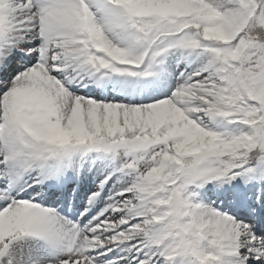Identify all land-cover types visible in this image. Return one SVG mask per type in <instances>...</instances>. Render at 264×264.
<instances>
[{"label":"snow or ice","instance_id":"snow-or-ice-1","mask_svg":"<svg viewBox=\"0 0 264 264\" xmlns=\"http://www.w3.org/2000/svg\"><path fill=\"white\" fill-rule=\"evenodd\" d=\"M0 264H264V0H0Z\"/></svg>","mask_w":264,"mask_h":264}]
</instances>
